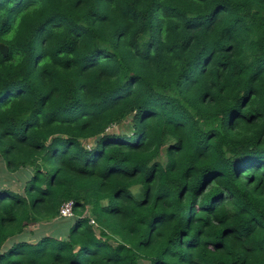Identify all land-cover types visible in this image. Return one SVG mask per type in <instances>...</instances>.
<instances>
[{
  "label": "trees",
  "instance_id": "obj_1",
  "mask_svg": "<svg viewBox=\"0 0 264 264\" xmlns=\"http://www.w3.org/2000/svg\"><path fill=\"white\" fill-rule=\"evenodd\" d=\"M0 43V264H264V0H0Z\"/></svg>",
  "mask_w": 264,
  "mask_h": 264
},
{
  "label": "rangeland",
  "instance_id": "obj_2",
  "mask_svg": "<svg viewBox=\"0 0 264 264\" xmlns=\"http://www.w3.org/2000/svg\"><path fill=\"white\" fill-rule=\"evenodd\" d=\"M117 127H115L116 129ZM118 129V128H117ZM92 142L91 141H85L84 142V145L88 146L90 145ZM0 187L1 188H9V189H12L14 191H18V192H21L22 189H23V186H22V183H21V178L22 175L24 176L23 173H9V172H6L3 168V165L0 164ZM64 220H67V219H64ZM94 224V223H93ZM50 225V224H45L44 225H41V226H37V225H31L28 227L29 231H34L35 232V235L36 234H46V233H51V229L48 228L47 226ZM43 226V228H42ZM37 231V232H36ZM95 232L98 233L97 229H95ZM35 237V236H33ZM9 245V243L7 244V246ZM141 264H146L145 262H142Z\"/></svg>",
  "mask_w": 264,
  "mask_h": 264
},
{
  "label": "built area",
  "instance_id": "obj_3",
  "mask_svg": "<svg viewBox=\"0 0 264 264\" xmlns=\"http://www.w3.org/2000/svg\"><path fill=\"white\" fill-rule=\"evenodd\" d=\"M59 215L63 217H70L72 215V202L71 201H67L61 205L59 209Z\"/></svg>",
  "mask_w": 264,
  "mask_h": 264
},
{
  "label": "water",
  "instance_id": "obj_4",
  "mask_svg": "<svg viewBox=\"0 0 264 264\" xmlns=\"http://www.w3.org/2000/svg\"><path fill=\"white\" fill-rule=\"evenodd\" d=\"M0 51H1L3 54H6L7 51H8V47H7L5 44L0 43ZM99 138H100V135L97 136V137L94 139V141H97Z\"/></svg>",
  "mask_w": 264,
  "mask_h": 264
}]
</instances>
